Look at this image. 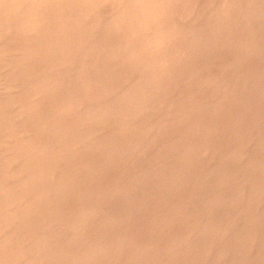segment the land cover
Masks as SVG:
<instances>
[{"label":"rangeland","instance_id":"374dc122","mask_svg":"<svg viewBox=\"0 0 264 264\" xmlns=\"http://www.w3.org/2000/svg\"><path fill=\"white\" fill-rule=\"evenodd\" d=\"M0 264H264V0H0Z\"/></svg>","mask_w":264,"mask_h":264}]
</instances>
